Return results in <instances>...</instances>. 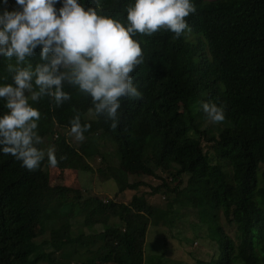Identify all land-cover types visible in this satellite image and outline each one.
<instances>
[{
	"label": "trees",
	"instance_id": "trees-1",
	"mask_svg": "<svg viewBox=\"0 0 264 264\" xmlns=\"http://www.w3.org/2000/svg\"><path fill=\"white\" fill-rule=\"evenodd\" d=\"M128 2L98 0V7L125 22ZM195 4L196 12L186 18L190 32L176 38L160 29L138 37L145 62L133 77L141 95L122 99L116 128L70 85H65L70 99L59 106L47 96L33 102L40 111L38 147L54 148L58 164L50 167L45 156L29 171L0 153V264H64L40 249L36 227L49 232L55 250L73 246L68 262L80 260V249L100 239L98 262L82 258L80 264H177L168 238L145 240L150 223L158 222L175 229L173 239L188 241V228L193 237L198 233L216 243L217 255L198 264H264V0ZM32 59L39 61L38 54ZM9 62L0 59V82L11 83ZM215 80L226 85L228 114L219 124L203 125L207 116L200 105L205 87ZM76 115L89 128L74 147L61 130L70 131ZM91 161L99 165L101 179L116 176L111 181L118 191L145 185L129 176L159 169L164 181L151 193L160 192L164 204L136 195L128 204L97 196L80 201L78 189L50 183L51 168L82 174L93 171ZM76 217L83 227L102 230L73 234Z\"/></svg>",
	"mask_w": 264,
	"mask_h": 264
},
{
	"label": "clouds",
	"instance_id": "clouds-1",
	"mask_svg": "<svg viewBox=\"0 0 264 264\" xmlns=\"http://www.w3.org/2000/svg\"><path fill=\"white\" fill-rule=\"evenodd\" d=\"M14 2L12 10H0V59L10 61L11 73V83L0 82V153L12 155L29 171L45 156L50 167L58 164L54 148L45 152L38 147L40 111L33 102L47 96L59 106L70 99L65 91L70 85L89 96L94 112L116 128L122 99L141 95L133 77L145 62L138 37L165 29L179 38L191 31L186 18L196 12L195 0H129L121 22L103 14L98 0ZM7 3L0 0V5ZM225 89L217 80L205 87L200 105L204 123L225 120ZM69 123L74 139L83 141L89 125L79 115Z\"/></svg>",
	"mask_w": 264,
	"mask_h": 264
},
{
	"label": "rangeland",
	"instance_id": "rangeland-1",
	"mask_svg": "<svg viewBox=\"0 0 264 264\" xmlns=\"http://www.w3.org/2000/svg\"><path fill=\"white\" fill-rule=\"evenodd\" d=\"M1 6L7 8L8 10H12L14 7H16L12 3V0H8L7 4ZM203 125H208V123L203 122ZM61 132L64 134L65 138L72 146L77 147L79 145V141L74 139L73 134H71L69 130H61ZM202 145L204 149L208 147V145L204 141L202 142ZM109 150L110 152H112V149ZM113 157L112 159L109 158L107 160V163L112 165L114 160ZM90 165L93 168V171H85L82 174L75 170L60 171L51 168L49 171L50 183L53 185L61 183L63 184V186L65 185L66 187L78 189L80 194V201L86 199L88 196H97L102 199V202H107V200L111 199L119 203L128 204L130 203L132 197L136 195L144 197L146 202L151 205L164 204V197L160 194V192L151 193V187H160L164 181L163 178L159 177V169H155L153 175L140 174L141 176L139 177L135 175L129 176V181L141 180L145 183V185H140L138 189L135 190L126 189L123 191H118L116 181H111L116 178L115 175H110L106 179H101L100 176L97 174V171L95 172L99 165L94 164L93 161L90 162ZM117 167L118 165L116 164V169ZM70 196H72V194H70ZM220 215L221 219H223V215ZM71 222L73 224V234H79L81 232L89 233L93 231L102 230V227L100 225L94 226L93 229L83 227L81 217L73 218ZM176 229H179L178 225H176ZM33 230L35 232H38L36 242L41 245L40 249L45 252V255L51 252V257L58 262L61 261L64 264H80L82 258L84 261L95 260L96 262H98L95 258V252L97 251L100 243H102V240L100 239H96V242L90 243L87 248L80 249L79 253L83 255V257H80V260H74L76 258L75 256L68 262L67 260L70 258V256L74 254V249L72 245H65L55 250L52 242L50 241L51 236L48 231L41 233L37 227ZM225 231L231 234L232 228L225 226ZM174 233L175 229L170 231V226L167 224H162L161 222H158L157 224L153 225L150 223L146 232L145 240H151L150 242H152L156 240L161 241L160 239L168 238L170 243L168 248L171 251L170 255L171 257L178 259L177 264H198V261L207 262L211 256L217 255L216 243L211 242L208 238H199L198 233L194 232L193 235L195 237H193L191 234H189L188 228L185 232L188 241L181 240L180 236H178V238L173 239L171 236ZM206 234H208L207 227L205 228V235ZM51 245L54 250H51Z\"/></svg>",
	"mask_w": 264,
	"mask_h": 264
}]
</instances>
